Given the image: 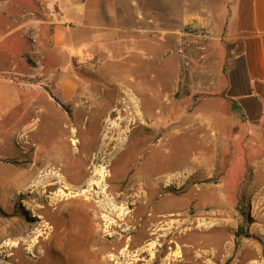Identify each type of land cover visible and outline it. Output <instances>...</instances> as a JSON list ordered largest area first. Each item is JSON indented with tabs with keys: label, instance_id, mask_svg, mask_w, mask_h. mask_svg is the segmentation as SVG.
<instances>
[{
	"label": "rangeland",
	"instance_id": "obj_1",
	"mask_svg": "<svg viewBox=\"0 0 264 264\" xmlns=\"http://www.w3.org/2000/svg\"><path fill=\"white\" fill-rule=\"evenodd\" d=\"M111 1L119 32L108 42L111 53L89 59L99 70L92 88L97 96H78L82 107L76 113L73 104L39 96L41 108L29 110L26 126L0 147V242L18 240L40 222L22 206L20 188L37 175L41 166L30 167L43 149L68 184L82 180L80 191L92 197L90 208L83 198L62 216L42 213L60 227L71 211H81L75 224L83 223L87 233L69 234L61 264H82L85 258L93 264H264V123L258 131L234 123L216 99L227 59L239 48L226 31L232 0ZM123 95L131 98L129 105L121 103ZM199 96L210 98L211 114L225 113L226 127L220 124L218 134L211 115L208 175L194 171L185 178L174 173L191 163V139L174 138L172 111L195 107ZM159 140L161 146L154 147ZM177 144H184L180 152ZM144 159L154 164L139 180L136 167ZM34 199L31 207L45 205ZM104 199L108 211L101 210ZM201 241L208 248L195 244ZM17 260L0 255V264H29ZM53 260L51 251L42 264Z\"/></svg>",
	"mask_w": 264,
	"mask_h": 264
},
{
	"label": "crops",
	"instance_id": "obj_2",
	"mask_svg": "<svg viewBox=\"0 0 264 264\" xmlns=\"http://www.w3.org/2000/svg\"><path fill=\"white\" fill-rule=\"evenodd\" d=\"M46 1L0 0L1 148L7 145V138H13L15 131L26 126L29 110L41 108L36 105L39 96H47L48 100L58 96L64 105L73 104L75 113L82 107L78 96H97L92 88L99 84V70L89 59L97 62L99 55L111 53V44L119 32L111 0H55L58 12L54 16L45 9ZM226 31L234 42H239V48L227 59L225 84L219 93L224 97L218 96L217 103L228 107L234 123L258 131L264 123V0H232ZM199 98L195 107L192 103L184 110L172 111L176 119L170 125L174 138L188 134L191 139V147H187L191 163H183L174 173L185 178L194 171L208 175L211 115L216 118L218 134L220 124L223 131L226 127L225 113L213 109L211 114L210 98ZM228 100H234L242 109L245 121H239L231 112ZM162 127V121L155 124L154 132ZM184 144L188 146L186 141ZM184 144L174 145L176 152ZM157 146H161L160 140L154 143ZM153 164L146 159L137 164L139 180L147 178L146 169Z\"/></svg>",
	"mask_w": 264,
	"mask_h": 264
},
{
	"label": "bare ground",
	"instance_id": "obj_3",
	"mask_svg": "<svg viewBox=\"0 0 264 264\" xmlns=\"http://www.w3.org/2000/svg\"><path fill=\"white\" fill-rule=\"evenodd\" d=\"M129 82H130V80H129ZM118 89L120 90V88H118ZM120 93H121V91H120ZM124 95L122 96L123 99H121V103L123 102V100L124 101L126 100L128 102V105H129V103H131V98L128 100L129 96H124ZM120 97H119V99H120ZM119 102H120V100H119ZM134 104H136V103H134ZM124 109H123V111H124ZM139 112H141V111H139ZM133 113L134 112L132 111L131 114H133ZM122 116H124V115H122ZM137 116H139V115H137ZM130 117H131V115H130ZM76 142H77L76 139L72 140V144L76 145L77 144ZM43 154H45V151L43 152V149H41L40 154H39L40 157L38 155V157H36L34 159V164L31 165V167H30L31 168L30 172H31L36 168V166H38V165L41 166V168L37 171V175L34 177V179L32 181L29 180V183L24 181L23 187L20 188L22 190L20 192V195L23 196V198H24L21 200L22 206L26 207L25 209L31 213V216L38 218L40 220V222L36 225H33L31 227H27L26 229H24L22 235L20 236V238L18 240L17 239H5L4 241L0 242V255H5L9 259L18 258V260H17L18 263L20 261H23V262L25 261L26 263L28 262L29 264H42L44 261H46L48 259L49 254L52 251L55 260H53L51 264H61L63 262L62 255L65 252V246H66L65 240L67 241V239H68L67 237L69 236V234L70 233L72 235L74 234V236L77 235V233L82 234L83 232L79 231L80 229H84V233H87V230H86L85 225L83 223H80L81 225L75 224L76 220L78 221V219H81V213H80L81 211L79 212V210L78 211L77 210L71 211V213H69V218H67V220H66V225L60 226V227L52 226L50 223H48L46 217L43 216L42 213L44 211H47V210H50L52 213H58L59 216H62L65 214V212L68 210V207L71 204H73L77 201H81L83 198H84L83 200L85 201L83 203V206H85L86 208H90L92 205V197L89 194V190H84L83 192L80 191L82 185L84 184L82 182V180L75 183L74 185L68 184L67 183V177H63L60 174L61 170H58L55 167V165H53L52 163L47 161L46 158L44 159ZM99 172L100 171H98V173ZM98 173H96V174H98ZM81 178H82V176H81ZM168 179H169V177H168ZM93 184H95V183H93ZM10 189H13V186H11ZM81 190H83V189H81ZM34 197H36V199H34L33 203L37 204L38 202L43 201L45 205H38L37 204L34 207H31V205L29 203V201H30L29 199L30 198L33 199ZM26 199L28 202L26 201ZM8 200H9V194H5L3 196V201L8 202ZM109 204L110 203L106 199H104L103 207L101 210L108 211L110 209ZM8 207H10V206L8 205ZM92 214H93V212H92ZM8 221L14 222V218L9 219ZM34 235H35V237L32 238V240H31V237ZM195 244L198 247H200L201 249L207 247V244L204 243L203 241L197 242ZM78 262H77V264H80V261H78ZM75 264H76V262H75ZM82 264H93V262L88 261V259L85 258V260L83 261Z\"/></svg>",
	"mask_w": 264,
	"mask_h": 264
},
{
	"label": "trees",
	"instance_id": "obj_4",
	"mask_svg": "<svg viewBox=\"0 0 264 264\" xmlns=\"http://www.w3.org/2000/svg\"><path fill=\"white\" fill-rule=\"evenodd\" d=\"M226 71V65L224 67V73ZM219 96L224 97V94H221ZM54 101L59 104L60 106L63 105V103L60 101L58 96H54L53 97ZM229 101V105H230V110L233 114H235V116L237 117V119L239 121H245V117H244V113L242 111V109L237 105V103L234 100H228Z\"/></svg>",
	"mask_w": 264,
	"mask_h": 264
},
{
	"label": "built area",
	"instance_id": "obj_5",
	"mask_svg": "<svg viewBox=\"0 0 264 264\" xmlns=\"http://www.w3.org/2000/svg\"><path fill=\"white\" fill-rule=\"evenodd\" d=\"M45 9L52 16L56 15L58 12L57 3L55 0H47L45 3Z\"/></svg>",
	"mask_w": 264,
	"mask_h": 264
},
{
	"label": "flooded vegetation",
	"instance_id": "obj_6",
	"mask_svg": "<svg viewBox=\"0 0 264 264\" xmlns=\"http://www.w3.org/2000/svg\"><path fill=\"white\" fill-rule=\"evenodd\" d=\"M129 212H131V211H129ZM151 216V215H150ZM153 234V233H152Z\"/></svg>",
	"mask_w": 264,
	"mask_h": 264
}]
</instances>
